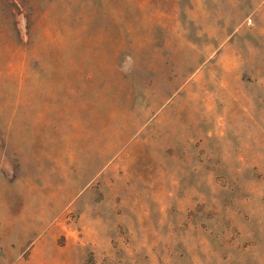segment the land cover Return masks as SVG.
Segmentation results:
<instances>
[{"label": "rangeland", "instance_id": "obj_1", "mask_svg": "<svg viewBox=\"0 0 264 264\" xmlns=\"http://www.w3.org/2000/svg\"><path fill=\"white\" fill-rule=\"evenodd\" d=\"M0 264H264V0H0Z\"/></svg>", "mask_w": 264, "mask_h": 264}]
</instances>
